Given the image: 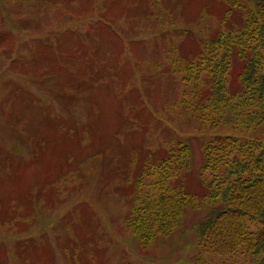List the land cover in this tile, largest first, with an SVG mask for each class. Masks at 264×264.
Segmentation results:
<instances>
[{"label":"rangeland","instance_id":"374dc122","mask_svg":"<svg viewBox=\"0 0 264 264\" xmlns=\"http://www.w3.org/2000/svg\"><path fill=\"white\" fill-rule=\"evenodd\" d=\"M229 7L0 0V264L221 263L198 254L206 204L151 246L130 218L161 188L162 169L154 168L138 193L144 166L176 141L191 146L188 189L205 191L206 137L180 105L178 64L241 25L244 12ZM241 69L236 58L234 82ZM251 128L222 126L207 138L236 133L264 142V125Z\"/></svg>","mask_w":264,"mask_h":264},{"label":"trees","instance_id":"16d2710c","mask_svg":"<svg viewBox=\"0 0 264 264\" xmlns=\"http://www.w3.org/2000/svg\"><path fill=\"white\" fill-rule=\"evenodd\" d=\"M222 1L230 6L228 13L244 12L241 25L213 35L178 64L185 87L180 105L206 137L205 191L200 197L188 189L192 150L188 142L176 141L166 157L144 166L139 187L154 168L162 169V184L156 196L135 206L130 225L151 246L172 235L189 209L206 204L208 212L197 226L198 254L221 258L220 264L231 259L233 264H264V142L236 133L207 138L222 126L250 131L252 125H264V0ZM236 58L242 69L234 82Z\"/></svg>","mask_w":264,"mask_h":264}]
</instances>
